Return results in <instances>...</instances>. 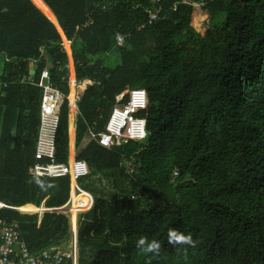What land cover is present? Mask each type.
<instances>
[{
  "label": "trees",
  "instance_id": "obj_1",
  "mask_svg": "<svg viewBox=\"0 0 264 264\" xmlns=\"http://www.w3.org/2000/svg\"><path fill=\"white\" fill-rule=\"evenodd\" d=\"M42 1L54 21L40 0H0V201L61 208L70 197L71 175L29 173L41 122L37 83L48 70L61 92L58 161L69 162L75 127V158L91 173H121L129 186L79 214L78 264H264V0ZM194 4L215 18L204 33L192 25ZM150 10L160 15L148 25ZM64 40L77 85L86 82L76 114ZM113 51L121 62L107 70L101 56ZM135 87L149 93L141 113L149 137L100 145L90 131L103 130L116 96ZM0 218L19 225L32 251L71 243L61 212L0 208ZM169 229L196 245L174 247ZM142 236L160 242L159 255L137 249Z\"/></svg>",
  "mask_w": 264,
  "mask_h": 264
},
{
  "label": "built area",
  "instance_id": "obj_2",
  "mask_svg": "<svg viewBox=\"0 0 264 264\" xmlns=\"http://www.w3.org/2000/svg\"><path fill=\"white\" fill-rule=\"evenodd\" d=\"M161 1V0H158ZM148 25L159 19L160 10L149 11ZM146 25V24H145ZM139 27V30L145 27ZM118 46H123L125 37L117 35ZM31 78H34L32 76ZM26 79H23L25 81ZM74 80V79H73ZM75 81V80H74ZM94 83L99 84V81ZM70 84L76 85V81L70 80ZM37 86L42 89V101L40 106V127L36 139L34 151L35 163L29 171L34 175L60 177L71 175L77 180L90 173V168L83 159L73 158L68 163L60 162L56 156V136L59 127L60 115L56 111L60 102L61 92L52 82L48 70L41 73ZM126 99V101H124ZM76 104V102H73ZM150 99L148 90L141 87L129 88L117 96V104L113 108L105 128L100 132L90 131V137L100 145L112 148L122 146L131 140L143 141L149 137L148 119L141 113L149 107ZM78 109V107L76 106ZM128 171L133 174L136 169L128 159L123 161ZM178 171L174 172V177ZM74 189H80L75 183ZM90 206L92 205V197ZM0 208H6L0 202ZM62 208V213H67ZM0 264H78L77 246L69 248L50 247L40 251H32L21 240L19 225L9 223L0 218Z\"/></svg>",
  "mask_w": 264,
  "mask_h": 264
},
{
  "label": "rangeland",
  "instance_id": "obj_3",
  "mask_svg": "<svg viewBox=\"0 0 264 264\" xmlns=\"http://www.w3.org/2000/svg\"><path fill=\"white\" fill-rule=\"evenodd\" d=\"M199 6H200L199 4H194V9L192 10V20L191 21L194 27H196L201 33H204L209 27V25L215 22V18L212 13H209L208 11L200 9ZM65 45L67 47L66 50L70 57V61H69L70 80L72 79L75 80V68H74L72 55H71L72 49H71L70 43L67 40H64V46ZM101 60H102L103 68L109 70V69L114 68L117 64L121 62V56L119 52L113 51L108 54L102 55ZM3 64H4V57L2 56L0 57V65L2 66ZM74 80L72 81L75 82ZM85 85H86V82H82L79 85H77L76 86L77 91L82 92ZM70 89L73 91V96L71 97V99L73 100L74 95H75L74 84L70 86ZM71 92H70V95H71ZM71 110H74V108H71ZM77 181L80 183L83 189L90 191L92 193L93 198H103L109 201H114L116 198H119L122 195L123 189H126L129 187L126 184L125 178L121 176V173H118L116 178L108 174H101V173L92 174L88 176H83L80 180H77ZM90 203H91V198L87 196L86 194H82L78 198L76 203H71L69 208L72 206L75 207V205L78 208L76 213L72 212L71 210L68 211L71 217V221L72 219L74 220L72 227L75 225L77 226V220H78L79 214L88 210L90 208L89 207ZM22 209L30 210L32 209V207H22L21 210ZM31 212L32 213L36 212V209Z\"/></svg>",
  "mask_w": 264,
  "mask_h": 264
},
{
  "label": "crops",
  "instance_id": "obj_4",
  "mask_svg": "<svg viewBox=\"0 0 264 264\" xmlns=\"http://www.w3.org/2000/svg\"><path fill=\"white\" fill-rule=\"evenodd\" d=\"M40 2L44 5V7L45 8H41V7H39L41 10H43L44 12H45V14L49 17V18H51L52 20L53 19H55L54 18V15H53V13H52V11L50 10V8L45 4V3H43V1H41L40 0ZM54 21V20H53ZM32 70H34V69H32ZM31 70V71H32ZM35 74H33L32 72H30V76L32 77V76H34ZM73 80V79H72ZM75 81H76V78H75ZM94 84V83H93ZM72 84H70V86H71ZM76 86H77V84L76 85H74V93H75V95H74V99L72 100L71 99V95H69V100L71 101V108H74V110H72V112L74 113V114H76L77 112H78V109L76 108V106L78 107V105H77V102H78V95H77V88H76ZM127 90V89H126ZM125 91V90H124ZM123 91V92H124ZM70 92H71V89H70ZM121 94V93H120ZM119 95V94H118ZM117 95V96H118ZM117 96H116V104H117ZM73 102H76V104H74ZM116 106V105H115ZM114 106V107H115ZM113 107V108H114ZM113 110V109H112ZM112 112V111H111ZM111 114V113H110ZM110 116V115H109ZM143 117V116H142ZM109 118V117H108ZM108 120V119H107ZM102 131V130H101ZM96 132V131H95ZM100 132V131H99ZM71 133H72V143H71V147H70V155H69V161H71L74 157H75V153H76V149H75V144H74V136H75V127H73L72 128V130H71ZM109 148V147H108ZM84 160V159H83ZM86 162V161H85ZM35 163V162H34ZM33 163V164H34ZM65 163V162H64ZM33 164H31V166L33 165ZM30 168V167H29ZM90 168V167H89ZM29 173H30V171H29ZM98 173H101V174H106V173H103V172H98V171H96V172H94V173H91V171H90V173L88 174V175H92V174H98ZM30 174H32V173H30ZM32 175H34V174H32ZM88 175H86V176H88ZM40 176V175H39ZM46 177H49V176H46ZM82 178V177H81ZM81 178H79V179H77V180H80ZM77 180H74L72 177H70V183H69V192H70V197H69V199L67 200V202L65 203V205L64 206H62L61 208H46L45 207V205H44V202L42 203V205H41V207H40V209L39 208H37L35 205H32V203H27V205H25V206H23V207H32V209H30V210H21V208L22 207H20V208H14V207H9V206H7L6 205V203H4V202H2V203H4V205H6V208H13V209H16V210H18V211H20V212H22V213H25V214H35V213H38L40 216H42L43 215V213H45V212H61V209L62 208H65V209H67L68 211L69 210H71V208L73 207H70L69 208V206L71 205V203H74V200H73V197H76L77 196V200H78V198L82 195V194H86L87 196L88 195H91V197H92V199H93V195H92V193L90 192V191H87V190H85V189H83L82 187H81V185H80V183L77 181ZM75 183H77L78 184V186H79V188L80 189H74V187L73 186H75L74 184ZM69 208V209H68ZM36 209V212H34V213H32L31 211H34ZM41 209H43V210H41ZM68 211H67V213L65 214V213H63V214H65V215H67L69 218H70V220H71V217H70V214L68 213ZM62 213V212H61ZM71 225H73V221H71ZM20 230V229H19ZM76 230H77V226H76ZM21 234V233H20ZM22 240V239H21ZM23 241V240H22ZM24 242V241H23ZM25 243V242H24ZM72 243H73V227H72V239H71V243H70V245H72ZM25 245L27 246V244L25 243ZM69 245V246H70ZM68 246V247H69ZM76 246H77V236H76ZM28 247V246H27ZM54 247H57V246H54ZM60 247H64V246H60ZM66 248V247H65ZM40 251V250H39Z\"/></svg>",
  "mask_w": 264,
  "mask_h": 264
},
{
  "label": "clouds",
  "instance_id": "obj_5",
  "mask_svg": "<svg viewBox=\"0 0 264 264\" xmlns=\"http://www.w3.org/2000/svg\"><path fill=\"white\" fill-rule=\"evenodd\" d=\"M168 243L175 246L178 245H189L195 246L196 241L193 240L191 235H185L183 232H180L176 229H169L168 231ZM137 249L144 254H156L159 255L161 244L156 240L149 241L147 237H141L136 242Z\"/></svg>",
  "mask_w": 264,
  "mask_h": 264
},
{
  "label": "water",
  "instance_id": "obj_6",
  "mask_svg": "<svg viewBox=\"0 0 264 264\" xmlns=\"http://www.w3.org/2000/svg\"><path fill=\"white\" fill-rule=\"evenodd\" d=\"M47 5V4H46ZM48 6V5H47ZM49 7V6H48ZM56 18V17H55ZM51 20V19H50ZM57 26H58V22H57V19H56V22H54ZM69 42V41H68ZM70 43V42H69ZM70 46H71V43H70ZM33 74H35V70H32L31 71ZM76 220V219H75ZM76 236H77V230H76V225L73 226V248L75 247L76 245Z\"/></svg>",
  "mask_w": 264,
  "mask_h": 264
}]
</instances>
